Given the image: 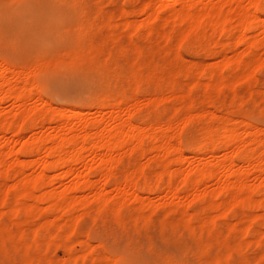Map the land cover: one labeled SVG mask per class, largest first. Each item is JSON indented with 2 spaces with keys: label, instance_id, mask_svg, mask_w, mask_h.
<instances>
[{
  "label": "rangeland",
  "instance_id": "1",
  "mask_svg": "<svg viewBox=\"0 0 264 264\" xmlns=\"http://www.w3.org/2000/svg\"><path fill=\"white\" fill-rule=\"evenodd\" d=\"M145 5H154L150 18ZM253 5L264 9V0H0V128L12 123L0 136V153L38 139L37 116L50 120L42 129L46 146L55 133L109 131L128 117L145 135L142 156L128 147L115 156L117 182H102L106 169L94 172L98 161L89 156L76 173L47 174L42 182L49 185L36 199L14 197L20 176L9 168L14 155L7 156L0 264H96L98 256L109 264H264V173L249 167L239 187L230 176L221 194L219 181L201 179L198 195L183 183L201 164L224 157L245 169L248 147L257 151L251 163L264 167V48L247 44L264 42V12H250ZM249 12L262 29H228ZM215 18L229 31L209 25ZM208 127L237 129L236 141L211 154L198 150L193 144ZM256 129L260 144L250 135ZM168 143L180 144L183 156L166 173L163 162L178 158L166 154ZM34 168L23 170L26 190L37 180ZM126 172L135 193L122 189ZM236 196L244 205L232 206ZM55 197L60 208L51 211ZM72 200L77 206L67 212ZM224 206L232 207L220 216ZM83 241L91 251L85 262Z\"/></svg>",
  "mask_w": 264,
  "mask_h": 264
},
{
  "label": "bare ground",
  "instance_id": "2",
  "mask_svg": "<svg viewBox=\"0 0 264 264\" xmlns=\"http://www.w3.org/2000/svg\"><path fill=\"white\" fill-rule=\"evenodd\" d=\"M153 6L154 5H145L142 8L143 12L145 13V15L148 18H150L154 14V7ZM252 7L253 8H251L250 12L252 11V9H253L254 13L255 12L256 13L257 12H264V9H259L257 6L253 5ZM250 12L248 13V16L242 17L241 20H239L236 23L237 25H235V27L232 26L228 29H231V30L233 29V32H234V30H236V28L237 29L239 28L238 30L240 31V33H244V31H247V29H249V28L262 29V22L258 21L257 18L253 16L254 15L253 12L252 13H250ZM209 25H211L212 27H217V29H218V26H219V28H221V27L223 28V26H225V22L222 21V19H220V18H215L209 22ZM225 27L227 28V26H225ZM226 28L224 29V31L221 29V32L225 33V31L226 32L229 31L228 29L226 30ZM247 44H248V47L251 49H255V48L258 49V47L264 48V42L258 41V40H252ZM0 76H1V74H0ZM25 84H27V83H25ZM1 89H2V84H0V90ZM124 97L126 98L128 96L125 95ZM126 101H128V100H126ZM120 103H122V101L119 103H116V104L119 105ZM116 117H118V116H116ZM33 119L35 120V122L33 121V123L37 124V126H35V127L37 128L36 131L38 132L40 137L38 139H36L35 141H33V143L27 144L24 147H21V149L18 150L17 152H13L11 150L10 151L8 150L7 153H4V152L0 153V168L9 167L10 165L9 166L7 165L8 163H6L5 158L9 155H14L15 162H14L13 166H10L9 168L14 169V171H15L14 174L20 176V181H19L17 187H15V191H14V197L16 199H18V201L23 200L25 198L36 199V195L34 194L35 192H39L38 195L42 196V194L40 193L41 192V185H44V186L49 185L48 184L49 182H42V181L46 180L47 174L52 173V172L56 173L60 170H63L64 173H71V172L76 173V172H78L77 166H79V165H83L84 167L87 166L86 165V159L89 156H92V158H91L92 161H95V160L98 161L97 165L94 167V172L95 171L101 172L102 169H104V168L106 169V172L105 173L102 172L101 175L103 178L102 182L107 184L111 180L114 181V179L118 175V174H116L117 172L115 173V170H117V168L115 169V167H114V166H116L115 162H114V158L119 153V151L122 150L123 147H128L129 150L134 151V152L137 151V152L141 153L140 154L141 156L144 154L143 149L145 146L143 148H142V146H143V140L145 138V135H142L143 131L140 130V128L138 129V127L133 126V124L130 123L129 117L125 121H122L118 125L117 128H115L113 130H109V131H105L103 128L100 129V127L99 128L96 127L94 129H92L90 131V133L84 132L81 135L80 134H73L71 132H69L68 134L55 133L52 136V138L49 139V142L51 144L50 146H46L47 145V144H45L46 140L42 136V134H43L42 129L44 128V124L50 120L47 121L46 117H39V116L34 117ZM45 121H47V122H45ZM232 122H233V120H232ZM6 123L7 124H4V126H2L0 128V136H5L6 132L9 131L10 128L12 127L11 126L12 123H10L9 121H7ZM229 123H231V122H229ZM20 124H22V123H20ZM36 124H34V125H36ZM221 124H224V122ZM246 124H248V123H246ZM15 127H16V129L13 130L11 140H13L15 137H18L20 135L19 124ZM252 127H254V126H252ZM228 128L224 127V129H222V127H221L222 133L218 132L219 129L216 131L217 133L211 132V130H209L210 127H208V129H204L205 134H202L200 136V138H202L200 143L196 142L195 143L196 145L193 144L194 147L198 146V148H199L198 150H204V149L209 150V154L214 153V151L216 150L217 147H218V150L220 147L224 150L227 149L228 146H232L230 144H234L233 141L234 140L236 141V137L238 135V134H236L237 129L235 131L234 130L232 131L230 128L229 129ZM221 129H220V131H221ZM259 133L260 132L256 129L254 131L252 130V133L250 135L253 137L252 141H255V142L260 144V142H258L259 139L256 138L257 135H259ZM156 136L157 135H154L153 139ZM7 142H8V140H7ZM192 143H194V142H192ZM251 143H253V142H251ZM188 144H191V142H188ZM262 144H264V143H261L260 145L262 146ZM193 145H192V147H193ZM166 146L168 147V148L166 147L164 149L166 154L172 153V154H177V156H178V158L176 157L175 159L173 158L170 161H167V162L164 161L163 162V164L161 166L163 168H161V170H163L162 172L167 173L172 168V166L179 163V161H180L179 158H180V156L182 157L183 155L181 153L182 150H181L180 144H174V145L170 144L169 145V143H168ZM194 147L192 149H194ZM238 147H237V149H238ZM207 148H209V149H207ZM248 148H249V150L246 149V151H248V154L246 155V157L243 155V157L246 158V163H247V167L245 169H240V168L236 169L235 168L236 164L234 165V160H232V157H230V156H229L230 158L224 157V159H222L221 161H219L215 164H212L210 166H205V165L201 164V167H200L201 169L197 170L193 177L192 176L190 177V174H186L184 176L185 181L183 183H185L186 186L187 185L190 186L186 189V191H188L189 188H193L195 195H198V193H199L198 189L200 188V186H201L200 182L202 181L201 179H206V180L212 181V182L214 180L219 181V183H220L219 189L220 190H218V191L221 194L227 190L225 182H226V179L229 178L230 176H234L235 182H236L235 183L236 187H239L244 176L248 174V170H250V169L253 170L256 167V168H258L257 172L259 175L261 173H264V167H259L257 164H253L254 163L253 160L257 158L256 157L257 151L255 152V150H253V149L251 150L250 147H248ZM43 150L45 152V155H43L44 156L43 158H41V157L39 158L38 156L41 154V152ZM218 150H216V151H218ZM233 152H235V151H232V153ZM238 155L241 157L239 159L243 158L241 156L242 154H238ZM28 156L29 157L32 156L34 158L37 157V158L35 160L29 161V162H25L24 160L20 159L21 157L27 158ZM193 157H194V155H193ZM251 160L253 163H251ZM241 163H243V161ZM240 165H242V164H240ZM31 166L33 167V169H35L34 167L39 168V172L36 175L37 180H33V182L30 181L31 185H32L31 189L26 190V188H28V186H25V182H29V180H27V178L23 177V175H24L23 170L25 169V167H31ZM249 167H251V168L249 169ZM101 175H100V178H101ZM3 176H4V174L0 173V177H3ZM261 176H262V174H261ZM99 179H98V181H101V179L100 180ZM115 181L117 182L116 179H115ZM102 182H101V184H102ZM105 184H104V187H105ZM106 186H108V185H106ZM170 186H171V184H170ZM186 186H184V187H186ZM95 187H97L95 185V183H93L92 185H90V184L78 185V186L71 188V191H72V193H74V192H80V191H84V190H91V189H94ZM152 188H154V187H152ZM171 188H172V186H171ZM116 189H118V188H116ZM122 189L123 190L127 189V190H130L132 192L134 191V193H135V191L138 190L136 185L134 184L132 178L130 177V175L127 172L124 174ZM151 189H150V191H151ZM103 191H104V188H103ZM55 199H56V197L53 198V201H54L53 206H50L51 211H57L60 208L59 207L60 205H57L55 203L56 202ZM94 199H95V201L104 204L105 199L102 197L101 193H95ZM233 202H234V204L232 203L233 207L236 205H242V204L244 205V200L240 196L234 197ZM247 203H249V201ZM80 204L83 205L84 203L82 202ZM211 204L213 206L212 201H210V205ZM218 204L219 203H216L214 206H216ZM68 205L69 206L66 208L67 212H72L77 206L76 202L73 200L69 201ZM231 207L228 208V207L224 206V210H222L223 213L220 214V216H223L225 214V212L231 210ZM251 208H253V207H251ZM248 218L249 217H247L244 220V222L247 223V225L245 227L246 232L248 231V229L251 225V220H250L251 218L250 219H248ZM72 231H74V230H72ZM45 234L47 235V233H45ZM82 244H84L86 246L84 253L81 256L82 262H85L86 260H88L90 258L91 251H90V246H88L87 241H83ZM95 262H96V264H109V262L107 260H105L103 256L102 257L98 256L96 258ZM111 264H113V263H111Z\"/></svg>",
  "mask_w": 264,
  "mask_h": 264
}]
</instances>
